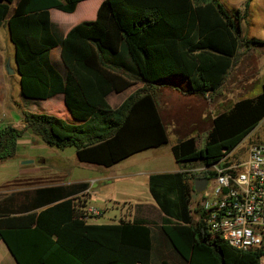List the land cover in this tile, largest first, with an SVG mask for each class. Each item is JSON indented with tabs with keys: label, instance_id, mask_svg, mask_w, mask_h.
<instances>
[{
	"label": "trees",
	"instance_id": "1",
	"mask_svg": "<svg viewBox=\"0 0 264 264\" xmlns=\"http://www.w3.org/2000/svg\"><path fill=\"white\" fill-rule=\"evenodd\" d=\"M84 1L0 0V26L8 21L22 98L36 102L63 95L76 122L27 114L23 129H0V163L16 156L25 132L50 147H75L80 162L103 167L160 148L169 137L151 92L154 85L180 88L186 82L187 94L210 93L212 99L222 92L241 48L264 45L242 37V22L253 0L245 3L244 16L229 13L217 0H104L94 21L61 36L50 11L73 14ZM58 46L66 77L51 61V51ZM122 46L133 65L129 72L150 89L133 93L115 109L109 96L127 91L135 82L109 65L103 54L118 61ZM125 66L122 61L120 67ZM263 119L264 82L256 97L238 100L215 116L204 148H199L198 137L172 147L183 170L150 176V194L163 213L161 232L186 264H259L258 253L234 250L209 233L204 217L194 220L195 181L216 174L187 169L220 162ZM86 187L37 189L21 208L22 216L0 206V239L17 264H152L151 223L137 218L88 223L75 203V195Z\"/></svg>",
	"mask_w": 264,
	"mask_h": 264
},
{
	"label": "rangeland",
	"instance_id": "2",
	"mask_svg": "<svg viewBox=\"0 0 264 264\" xmlns=\"http://www.w3.org/2000/svg\"><path fill=\"white\" fill-rule=\"evenodd\" d=\"M224 8L231 14L241 13L242 16L245 15V3L247 0H217ZM246 18L242 22V37L247 39H257L258 41H264V0H253L250 4ZM73 14H66L58 10L52 11V22L55 29L61 35H66L70 29H68L69 24L75 19ZM93 20H87L83 22H91ZM264 47V45L256 46ZM255 48L251 46L250 48H241L240 54L238 56V61L235 67L232 69L222 92L219 94L217 101L214 106H211L210 113L204 116L197 110H191L186 113V107L188 104L187 100H174L172 102L171 112L176 116L180 124H189L191 120L197 118H203L204 128L197 133L198 135V146L199 148H204L208 139L207 126L210 129L212 125L211 116L219 114L221 112L227 111L231 108L235 102L243 98L256 97L261 92V84L264 82V66L261 63L256 67L255 70H250L241 65L242 59L247 57L248 52ZM60 53V50H56ZM108 55V53H106ZM0 56L10 57L12 61L10 62L9 69L6 70L8 78L11 79V98L12 104L10 107L6 105L0 107V129L6 126H12L15 128L23 129V121L27 114H47V115H60L62 106L64 107L63 101L60 98H54L47 101H29L22 99L20 95V76L16 72L15 74H10V69H16L15 63V49L13 44L10 42L9 29L5 25L0 26ZM52 56V61L56 66L62 64L61 56ZM59 62V63H58ZM8 63H6V66ZM63 65V64H62ZM6 68V67H5ZM244 71V76L238 79V83L233 88L236 81V77L240 70ZM242 71V72H243ZM136 85L130 90V92L135 93L137 91H142L143 89H150L149 85L136 80ZM114 107H117V100L112 99ZM8 109V111L6 109ZM5 110L7 114H5ZM170 130V129H169ZM176 136L170 135L171 143L176 141ZM22 141V142H21ZM254 143H264V119L260 122L258 127L230 154V162L234 163L237 160L244 159L248 151ZM10 161L2 166H0V181L8 178L12 180L13 171L16 169L15 165L30 164L31 161H48L47 165H43L48 172H55L58 167H64L66 169V175L69 179H95L97 180L94 184V189L99 193L93 196L90 200V204L94 209L100 211V215H88L92 221H97L98 224H104L108 222H119L120 220H132L134 217L143 218L152 224V236H153V254L151 261L154 264H160L163 261H167L171 264H183L184 261L178 253L174 250L169 240L164 236L166 244H163L159 240L155 243L156 233L160 232V224L162 213L159 210H148L146 213L140 212L136 213L122 212L125 209H129L132 202L133 205L136 203H146L152 201V197L148 190L147 182L144 183L142 179L135 181L120 180L115 178L109 180L111 175H118L120 173L136 172L140 171H152L157 170L160 166L170 171L180 169L183 167L176 163L173 154L170 150V146H165L163 150L158 153L156 150H150L145 153L138 154L124 162L116 165L112 169H107L104 167H99L95 165H86L79 162L76 154L75 147H67L64 149H59L56 147H50L47 145L39 136H36L30 132H25L23 137L20 139L18 144L17 154L14 158L6 160ZM15 161V162H11ZM22 162V163H21ZM35 167H38L35 166ZM199 164L195 167H191L187 170L192 172H197L200 169ZM45 169V170H46ZM50 176V175H48ZM52 180V179H48ZM23 179H15L14 184L27 183ZM32 182H40V178L33 179ZM1 183V182H0ZM212 187V182L208 184L207 190L203 193L207 195ZM89 201L88 198L80 199L78 208H83L87 205ZM203 206V199L201 194L197 193L195 190L192 193L191 199V209L193 210L194 220H199L201 217V207ZM138 210V209H137ZM87 212V208L83 213ZM170 248V252L168 251Z\"/></svg>",
	"mask_w": 264,
	"mask_h": 264
},
{
	"label": "crops",
	"instance_id": "3",
	"mask_svg": "<svg viewBox=\"0 0 264 264\" xmlns=\"http://www.w3.org/2000/svg\"><path fill=\"white\" fill-rule=\"evenodd\" d=\"M103 1L104 0H87V1L81 2L78 5L75 13H73V15H72L75 17V19L69 24L68 29H72L73 27L82 23L83 21L93 20V19L95 20L96 15H97V11H98V9H99V7ZM86 2H89V3H87V5L85 4V6L81 10L82 4L86 3ZM14 8H15V5L12 6V11L14 10ZM52 11L53 10L50 11L51 20H52ZM2 25H5L8 27V21L4 22ZM61 36H63V35H61ZM258 46H260V45H258ZM58 49L60 50V53H58V51H56ZM61 53H62L61 46L54 48L51 51V61H52V56L55 55V57H57V60L60 62V59H58V56H61ZM106 53L107 52H104L103 55H104L107 63L109 65H111L112 67H114L119 72L123 73L125 76L131 77L132 80L135 82V85L137 84L136 80H139L143 83H146L143 80H141L138 76L129 72L128 68H132L133 65H132V63H131L128 55H127V52H126V49L124 46L121 47V52H120V56H119L118 61L115 58L111 57V55L109 53H108V55ZM11 61H12V59H10V57L6 58L5 56H0V107L1 106L4 107L5 105L7 107H10L11 104L13 103L12 98H11V79L8 78V74L6 72L8 65L10 66ZM61 61H62L63 65L61 64L59 67L56 66V64H54L53 61H52V63L58 69V71L62 74V76L66 77L68 70L63 63L62 57H61ZM122 61L126 65L125 66L126 68L120 67L122 64ZM6 63H8L7 66H6ZM261 63L264 66V47H262V49H261V47L255 46V48L251 49L248 52L247 57L242 59L241 63H239V64H241L242 66L245 65V67H247V69L255 70L256 67L258 65H260ZM13 71L15 74L17 72V67ZM242 71H243L242 69L239 71L238 76L236 77V81L233 85V88H235V86L237 85L238 79H240L242 76H244V71L243 72ZM133 87H131L130 89H128L127 91H125L123 93L110 95L108 98V102L111 105V107L115 108V109L118 108L130 95L133 94V92L132 93L130 92V90ZM187 90H188V84L186 82H184L180 86V88H173V87L168 86V85H154V87L152 88L151 92L153 93V95L155 97V101H156L160 116H161L162 121L166 127L168 137H169V142H168V144H166L160 148L150 149V150H156V151H158V153H160V151L163 150L165 146H170V150L172 152V147L174 145H176L178 142H180L186 138L198 137L197 133L200 132V130H202L204 128L205 123H204V120L202 117L191 120L189 122V124H185V123L180 124L178 119L176 118V116L171 112L172 102L174 100H187L188 104L186 107V113L190 112L191 110L192 111L197 110L200 113H202L204 116H207V114H212V113H210V109L212 108L211 106L215 105V102L217 101L219 95H216L211 99L209 96L210 93L203 95V96L191 95V94H187ZM54 98H60L61 101L64 100L63 95H57ZM54 98H52V99H54ZM113 98H115L118 102L117 107H114V105H113V102H112ZM22 99H24V98H22ZM6 110L8 111V109H6ZM6 110H5V114H7ZM216 115L211 116L212 125L210 126V129H212L213 120H214ZM58 117L65 120L68 123H76L72 119V117H71L69 111L67 110V108L65 107V105H64V107L62 106V110L60 111V115H58ZM206 131H210L208 126H207ZM173 134L177 138H176V141L172 144L171 139H170V135H173ZM150 150H146V151L137 153V154L127 158L126 160H128V159H130V158H132L138 154L150 151ZM174 160H175V158H174ZM124 161L125 160H123V161H121V162H119V163H117L111 167H104V168L112 169L116 165H118ZM7 162H10V161H4V162L0 163V166H2L3 164H5ZM11 162H15V161H11ZM25 162L26 161H24L23 163L21 162L22 164L18 163L17 165H15L16 169L13 171V175H11L13 178L11 181L8 180V178L3 180V181H0L1 182L0 183V206L5 211L13 213V216L25 215V214H19V213H23V210H22L23 207L27 204L28 199L32 196V194L35 190L41 189V188H51V187H59V186L71 187V186H76V185H80V184H87V187L84 190L82 189L81 191H79L75 195V197L77 198L75 203L78 204L80 199H84V198L89 197V201L87 202V205H85V207H83V208L85 210L86 208L89 209L92 207L90 204V200L93 198V196H95L96 194L99 193L98 191H96L94 189V184L96 183L97 180H95V179H76L75 180L72 178L69 179L66 175V172H65L66 169L64 167H61V168L58 167L56 169V171L53 173L48 172L45 167H42L43 165L44 166L47 165L48 161H35L34 163L31 161L30 164H25ZM80 163H82V162H80ZM82 164L94 165V164H88V163H82ZM37 165H38V167H35ZM95 166H98V165H95ZM99 167H103V166H99ZM179 171H181L180 166L177 168V170H174V171H170L169 169L167 170L163 166H160L157 170L155 169V170H152L149 172H146V171L142 172L140 170H136V172H131V173L128 172L126 174L122 172L118 175H111L109 180L119 178L120 180H123V181L129 180V179L139 181L140 179H142V181L144 183L147 182L148 190H149V178L151 175L163 174V173H175V172H179ZM48 175H50V176H48ZM16 178L17 179H23V181H26V179H27L28 182L27 183H21V184H14L13 182L15 181ZM38 178H40V182H32L33 179H38ZM48 179H52V180H48ZM149 193H150V190H149ZM129 204H130L129 209H125V211H122V212L133 211L132 213H136L140 210V212L146 213L148 210H151V209H154V210L156 209V210L161 211L158 208V206L156 205L154 200L146 202V203H139L138 202L135 205H133L132 202ZM76 206L78 208V205H76ZM83 208H81L82 212H83ZM162 217H163V213H162ZM136 218L137 217H134V219H136ZM85 219L88 221V223L98 224L97 221H92L90 216H87ZM134 219H132V220H134ZM137 219H143V218H137ZM143 220H145V219H143ZM161 220H162V218H161ZM128 221H131V220H128ZM119 222H117V223H119ZM106 224H116V222H108V223L98 224V225H106ZM160 227H161V224H160ZM151 229L153 230L152 224H151ZM157 240H159L163 244H166L165 243L166 240L164 239V236L161 232V229H160V232L156 233L155 243H157ZM168 251H169V253L171 252L169 247H168ZM152 254H153V251H152ZM151 263H152V261H151ZM0 264H17L16 260L14 259V257L10 253L9 249L7 248L6 244L1 239H0ZM152 264H154V263H152ZM183 264H186V263L184 262Z\"/></svg>",
	"mask_w": 264,
	"mask_h": 264
},
{
	"label": "built area",
	"instance_id": "4",
	"mask_svg": "<svg viewBox=\"0 0 264 264\" xmlns=\"http://www.w3.org/2000/svg\"><path fill=\"white\" fill-rule=\"evenodd\" d=\"M231 154V153H230ZM230 154L220 162L198 171L216 175L203 199L201 217L208 231L239 252H256L264 264V143L251 145L244 159L230 162ZM100 215L93 207L85 216Z\"/></svg>",
	"mask_w": 264,
	"mask_h": 264
},
{
	"label": "water",
	"instance_id": "5",
	"mask_svg": "<svg viewBox=\"0 0 264 264\" xmlns=\"http://www.w3.org/2000/svg\"><path fill=\"white\" fill-rule=\"evenodd\" d=\"M7 69H9V65ZM10 74H14V71L12 69H10ZM207 185H208V181L206 179L196 180L194 189L197 193L200 194L205 191Z\"/></svg>",
	"mask_w": 264,
	"mask_h": 264
}]
</instances>
